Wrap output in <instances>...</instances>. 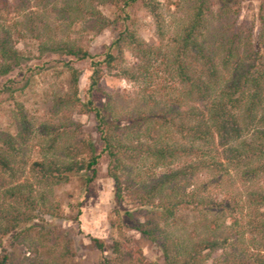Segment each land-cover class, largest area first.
<instances>
[{"label": "trees", "instance_id": "obj_1", "mask_svg": "<svg viewBox=\"0 0 264 264\" xmlns=\"http://www.w3.org/2000/svg\"><path fill=\"white\" fill-rule=\"evenodd\" d=\"M41 1L63 19L84 10L94 13L92 1L109 4L116 10L110 23L118 30L101 53L91 54L50 34L45 18L30 10L31 0H0V77L15 70L21 73L19 82L13 78L0 86V96L12 99L17 85L22 81L29 85L33 70L42 69L22 68L24 57L16 45L26 36L37 42L39 53L68 59L61 64L73 90L59 98L51 107L52 117L38 125L46 146L42 154L48 156L19 165L15 140L0 138V170L16 181L0 184V264H21L12 252H5L9 240L35 254L26 264H64L71 255L68 242L41 217H54L57 210L48 204L46 195L75 175L90 186L98 178L102 159L107 162V176L115 183L117 199L125 193L140 207L142 221L135 230L158 246L164 264H264V186L242 200L227 191L223 199L214 200L207 191L220 189L231 171L238 172L249 188L264 176L262 34L256 42L250 31L245 35L233 24L220 34V55L214 53L203 43L209 32L205 0H196L178 36L162 47L145 43L133 28L135 6L155 15L153 0H61L64 8L57 5L59 0ZM221 1L227 9V0ZM25 11L32 14L21 23L18 15ZM12 13L16 18L10 22ZM100 25L109 21L104 19ZM126 51L137 60L132 68L123 66ZM73 63H85L90 70L83 101L76 95L78 71ZM157 63L166 67L167 77L158 78ZM105 72L131 82L147 81L137 95L138 106L127 112L126 120L115 110L111 95L105 94V101L98 103ZM75 107L79 114L93 116L97 146L72 130ZM16 117L21 132L35 128L19 108ZM121 121L128 124L121 126ZM137 153L150 167L137 170L133 180H128L126 162ZM179 159L183 160L176 166ZM202 170L212 181L197 180ZM215 177L218 183L211 186ZM186 211L193 220L183 216ZM190 222L193 233L203 231L200 237L187 233ZM93 244L103 252L102 241L93 239ZM121 246L114 241L112 253L118 264H126L119 259ZM57 250L61 251L59 260ZM218 251L220 255L212 258ZM101 264H109L108 259Z\"/></svg>", "mask_w": 264, "mask_h": 264}, {"label": "rangeland", "instance_id": "obj_2", "mask_svg": "<svg viewBox=\"0 0 264 264\" xmlns=\"http://www.w3.org/2000/svg\"><path fill=\"white\" fill-rule=\"evenodd\" d=\"M10 1V0H9ZM196 0H153L156 5V14L141 5L133 9V28L138 37L149 45L164 46L174 40L180 33L182 27L189 19L191 6ZM206 15L209 23V32L204 37L205 46H210L214 53L220 55L218 44L222 30L239 28L243 34L251 32L256 42L259 34L264 39V0H227V9L223 8L221 0H205ZM60 8H64L66 3L59 0ZM33 6L30 10L38 18L44 17L49 33L61 40H68L77 46L88 50L91 54L101 53L106 46L116 37L118 27L110 23L115 17V8L109 4L100 5L92 1V14L82 12L74 13L71 17H56L50 7H43L41 0H31ZM25 11L19 14L21 23L26 22L32 13ZM96 12V13H95ZM98 12V14H97ZM95 14V15H94ZM34 16V15H33ZM10 22L16 18L12 13L8 17ZM60 18V19H59ZM109 21V25H100L102 20ZM233 28V29H234ZM169 45V50H170ZM17 49L23 55L22 68L42 66V69L35 68L34 76L29 85L22 81L17 85V92L13 98L7 95L0 96V138H12L18 148L17 162H30L38 160L44 155V138L40 136L38 125L52 117L51 107L59 98L66 94H72L70 77L65 72L62 62L68 60L57 53H39L37 42L26 36L21 39ZM218 49V50H217ZM218 51V52H217ZM137 64V60L129 51L124 53V67L132 68ZM78 71L77 98L83 101L89 84L90 70L85 63H73ZM158 78L167 77L166 67L157 63ZM31 76L25 74V77ZM21 80V73L13 71L5 77H0V86L7 80ZM154 80V79H153ZM156 81V80H154ZM147 85V81H128L113 73L105 72L100 81L101 93L99 101H105V94L111 95L115 99V110L121 116L128 117L127 112L138 106L137 95L141 89ZM19 108L27 120L34 124L30 133L20 131V124L16 117ZM71 109V107H70ZM71 121L76 124L72 130H77L81 137L94 141L97 146V134L95 132V122L93 116L81 115L79 108L72 109ZM127 121H121V126H126ZM21 133V134H20ZM25 134V135H24ZM20 135V137H19ZM44 153V154H42ZM58 154V152H57ZM183 159L177 161L176 166ZM128 167L126 178L133 180L135 172H144L150 167L149 163L137 153L132 159L126 162ZM206 170L199 172L200 182L209 183L212 178H208ZM125 180V177H124ZM219 177H215L211 186L218 183ZM16 182L10 180L9 176L0 170V184ZM264 186V176L258 183H254L249 188L242 181L240 174L231 171L224 178L220 189H207L212 194L214 200L223 199L225 191L230 192L236 198L246 199L250 192ZM46 195L48 204L57 206L54 217L42 215V220L47 226L57 227L62 232L61 239L68 242L70 257L64 264H101L103 259H108L109 264H118L116 255L112 253V243L121 242L122 258L126 264H164L162 254L155 243L145 240L136 230L138 222L142 221V211L140 207L130 201L128 195L124 193L122 199H117L115 183L107 176V162L102 159L98 165V178L90 185L85 186L84 181L78 176H71L65 184L54 187ZM1 197V193H0ZM189 216L193 220V215L186 211L183 216ZM186 219V218H185ZM187 233L198 238L202 230L193 233V222L187 225ZM93 239L103 242L104 249L100 252L93 244ZM5 252H12L19 263H29L35 254L26 247L17 245L15 242L7 241L4 244ZM1 253V250H0ZM61 253L56 251V260ZM220 255V251L212 258ZM130 257V258H129ZM129 258V259H128ZM212 260V259H211Z\"/></svg>", "mask_w": 264, "mask_h": 264}]
</instances>
